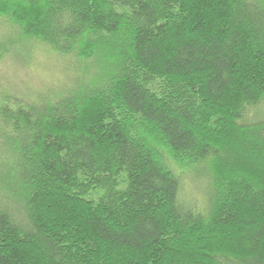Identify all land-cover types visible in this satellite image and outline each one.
<instances>
[{"label": "trees", "instance_id": "trees-1", "mask_svg": "<svg viewBox=\"0 0 264 264\" xmlns=\"http://www.w3.org/2000/svg\"><path fill=\"white\" fill-rule=\"evenodd\" d=\"M0 20V61L70 58L1 91L0 264H264V0H0Z\"/></svg>", "mask_w": 264, "mask_h": 264}, {"label": "rangeland", "instance_id": "rangeland-1", "mask_svg": "<svg viewBox=\"0 0 264 264\" xmlns=\"http://www.w3.org/2000/svg\"><path fill=\"white\" fill-rule=\"evenodd\" d=\"M4 27L5 25L0 20V34ZM25 57L21 59L17 56H9L0 61V95L1 91L18 93V90H21L24 92L28 84L38 85L40 81L45 82L48 79L58 81L70 69V58L60 57L54 51L36 49L29 58ZM193 185L194 183L186 182L185 193L189 196L196 194L197 196H193L194 199L202 204L201 195L196 192V187Z\"/></svg>", "mask_w": 264, "mask_h": 264}]
</instances>
